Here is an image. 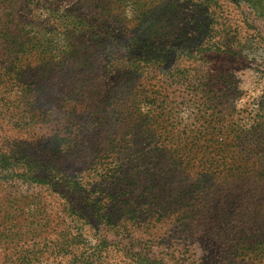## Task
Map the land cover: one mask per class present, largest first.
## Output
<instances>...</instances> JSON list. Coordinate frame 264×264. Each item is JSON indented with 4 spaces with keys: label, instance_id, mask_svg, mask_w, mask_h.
I'll return each mask as SVG.
<instances>
[{
    "label": "rangeland",
    "instance_id": "obj_1",
    "mask_svg": "<svg viewBox=\"0 0 264 264\" xmlns=\"http://www.w3.org/2000/svg\"><path fill=\"white\" fill-rule=\"evenodd\" d=\"M224 2L230 12L225 19L228 24L225 43L230 47L227 53H216L209 61L214 69L230 76L228 83L233 88L223 92L217 87L216 92L196 93L192 86L167 82L157 74L134 80L131 87L134 91L128 94L121 93L124 89L114 88L110 97L119 106L111 104L107 111L119 118L108 120L106 147L90 165L99 170L85 179L88 187H94L98 193L100 211L110 216L112 222L105 226L87 208L70 210L47 186L10 177L0 190V216L5 212L7 223L24 230L36 229L38 224L46 228L26 236L21 248L13 247L19 243L0 247V264L16 258L20 249L33 259L45 250L40 264H68L69 252L75 259L90 256L86 263L78 261V264H264V0ZM152 8L154 5L150 8L145 0L35 2L23 13L17 29L25 38V50L29 51L23 56L25 67L32 69L45 62L55 66L73 61L92 32L91 19L117 21L119 27L132 31L141 18L150 16ZM185 8L189 11H183ZM174 10L173 18L168 15V23L162 24L168 28L152 38L155 49L177 47L198 35L196 27L190 25L195 7L178 0ZM131 44L118 39L115 51L119 58L126 59L123 49ZM180 65L190 67L196 63ZM119 75L117 71L108 74L109 84ZM100 98L101 94L97 99ZM120 105L126 108L121 110ZM120 114L126 115L123 118ZM133 115L135 125L128 127L125 123ZM59 126L54 120L52 124H43L42 129L2 132L7 137L0 135V140L13 145L40 139L39 145H47L51 142L49 134ZM161 145L170 147V151L185 146L191 149L193 161L211 159L232 163L233 171H244L250 178L237 180L224 171L215 175L213 183L218 192L212 199L217 205L194 210L189 219L173 209L166 216L164 212L154 214L150 208L140 213L146 220L150 217V223L128 222L124 220V200L127 204L144 202L153 193L150 182L158 174L150 168L153 164L150 156ZM217 147H225L226 153L215 154ZM255 148L256 151H251ZM85 159L79 163L65 158L56 162L63 169L80 174L75 169L81 168L84 161L88 164ZM171 161L167 156V162ZM5 165L8 169L10 162L7 160ZM139 169L144 171L140 178ZM200 171L201 166L193 168L192 175L176 173L173 195L181 192L178 187L189 186L188 191L194 197L193 201L185 200V210L190 211L191 205L206 198L198 188L200 181L194 177ZM104 172L108 177H102ZM81 173L88 175L85 171ZM237 187L243 191L239 193ZM142 207L145 206L142 204ZM178 216L186 220L179 223ZM152 217L163 218L155 222ZM59 233H63L62 237ZM57 250L63 257L56 258Z\"/></svg>",
    "mask_w": 264,
    "mask_h": 264
},
{
    "label": "trees",
    "instance_id": "obj_2",
    "mask_svg": "<svg viewBox=\"0 0 264 264\" xmlns=\"http://www.w3.org/2000/svg\"><path fill=\"white\" fill-rule=\"evenodd\" d=\"M38 1L40 0H0V135L7 137L2 132L12 130L18 132L40 127L42 129L43 124H52L54 120H57L60 126L49 134L51 142L47 145H39L40 139L36 142H34L35 139L30 140L26 144L16 142L13 145L4 144L0 140V172H4V174L0 173V180H2L0 190L5 187V181L13 176H15L14 179H22L23 182L47 186L67 203L70 210L87 208L99 222H103L105 226L110 225L112 222L110 216L100 211L101 207L98 204L101 200L97 197L96 189L89 188L88 182H85L91 172L96 173L99 170V167L95 166L93 169L91 164L106 147L105 133H109V130L105 129L110 126H107L108 120L119 118L113 112L107 111V107L111 104L117 105L115 107L119 106V103H113L110 92L114 88L124 89L121 90L123 94L133 92L132 82L137 79L145 80L149 74H157L170 83H184L188 87L192 86L194 88L192 91L196 93L216 92L217 87H220L223 92L231 90L233 87L228 83L230 76L221 70L214 69L209 61V57L216 53L221 55L227 53L226 49L230 47L225 43V37L228 35L225 33L228 25L225 19L230 12L224 0H183V3L195 7L190 25L196 27L198 35L177 47L155 49L152 38L162 34V29L165 31L168 28L163 27L162 24L168 23V15L172 19L176 14L174 7L178 0H145L150 8L153 5L154 8L151 9L150 16L141 18L132 31L119 27L117 21L91 19L92 32L86 33L88 34L86 45L74 55L73 61L55 66L45 62L40 66L27 69L23 56H27L26 53L29 51L25 50V38L17 33V29L24 18L23 13L30 10L31 6ZM183 11L189 10L185 8ZM159 19V22H154ZM80 37L81 35L78 38ZM118 39L121 43L124 41L133 43L123 49L127 54L125 60L116 54L115 49L119 46ZM184 62L196 63V65L183 67L180 63ZM114 71L119 72L120 75L110 85L108 74ZM26 72L28 75L25 76ZM99 94L102 98L97 99ZM100 101L101 104L97 105ZM125 108L126 105H120L121 110ZM120 115L124 118L126 114ZM135 119L133 115L125 124H128V127L131 124L135 125ZM32 135L34 136V133ZM225 150V147H217L215 154L223 155L226 153ZM256 150L257 148L251 151ZM192 154L191 149H186L185 146L172 151L165 145L155 147L150 156V160L153 161L150 168L158 174L157 178H152L150 182L153 193L144 202L136 201L135 204H127L124 200L122 209L126 218L123 219L128 222L133 220L150 223V217L146 220L140 215L141 212L150 208L153 209L154 214L164 212L166 216L173 209V212L185 214L184 217L189 219V214L194 210H207L208 206L210 208L217 205L212 199L218 192L213 183L215 175L224 171L230 172L229 176L237 180L246 181L245 178H250V175L246 177L244 171L238 169L233 171L232 163L226 164L223 160L217 163L211 159L193 161ZM167 156L172 159L169 163ZM62 158L77 163L86 158L88 164L84 161L81 168L75 169L80 172L77 174L57 164L56 161ZM7 160L10 162L8 169L4 168L7 167L5 165ZM161 163L166 164L161 165ZM200 166L201 171L194 173V177L200 181L198 188L206 198L199 200L195 206L191 205L192 209L188 211L185 210L184 202L186 199L193 201L194 197L188 191L189 186L178 187L181 188V192L173 195L176 189L174 183L177 178L176 173L192 175L193 168ZM82 171L88 172V175H84ZM101 174L103 178L108 177L107 172ZM143 174L144 171L139 169L138 177L140 178ZM237 188L239 193L243 191L242 187ZM142 204L145 207H142ZM6 217L8 216L5 212L0 216V247L19 243L13 247L21 248L26 236L37 234L39 230L45 231L46 228L45 225L42 228L38 224L36 229L26 227L27 230H24L16 224L7 223ZM85 218L88 216H83V219ZM162 218L152 217L155 222ZM181 220L186 219L179 216L176 218L179 223ZM59 234L62 237L63 233ZM59 251L57 250L59 256L56 258L64 255ZM22 252L20 249L16 258L6 259L8 263L5 262L7 264H40V258L45 250L40 252L41 256L37 259L31 256L26 257V254ZM82 257L75 259L72 252L66 255L68 264H78V261L86 263L90 258L89 255H82Z\"/></svg>",
    "mask_w": 264,
    "mask_h": 264
}]
</instances>
